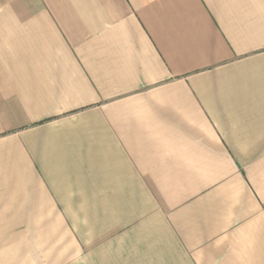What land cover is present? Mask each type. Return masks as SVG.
<instances>
[{
  "label": "crops",
  "instance_id": "0c3cea01",
  "mask_svg": "<svg viewBox=\"0 0 264 264\" xmlns=\"http://www.w3.org/2000/svg\"><path fill=\"white\" fill-rule=\"evenodd\" d=\"M0 264H264V0H0Z\"/></svg>",
  "mask_w": 264,
  "mask_h": 264
}]
</instances>
